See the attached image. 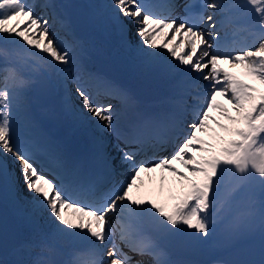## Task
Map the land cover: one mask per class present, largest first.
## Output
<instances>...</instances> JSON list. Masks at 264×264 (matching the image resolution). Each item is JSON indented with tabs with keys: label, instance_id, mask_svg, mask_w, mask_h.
Returning a JSON list of instances; mask_svg holds the SVG:
<instances>
[{
	"label": "snow or ice",
	"instance_id": "1",
	"mask_svg": "<svg viewBox=\"0 0 264 264\" xmlns=\"http://www.w3.org/2000/svg\"><path fill=\"white\" fill-rule=\"evenodd\" d=\"M179 7L175 0H110L105 6L124 46L174 79L163 109L122 124L120 107L103 101L128 107L135 98L79 69L81 46L68 38L70 22L56 0H0V186L18 190L22 180L34 212L47 211L55 225L19 246L30 259L0 256V264H178L167 241H207L221 225L233 243L258 235L260 258L215 264H264V0H189L183 16L176 14ZM126 21L135 25L138 45ZM57 23L65 35L54 30ZM51 75L78 121L115 136L111 148L129 167L127 180L116 179V157L103 135L84 172L55 152L31 120L20 119L27 94ZM169 147V155H159ZM45 166L54 175L45 174ZM157 170L161 186L165 172L180 186L171 204L134 194L142 174ZM69 230L80 234L84 247L60 260V237Z\"/></svg>",
	"mask_w": 264,
	"mask_h": 264
},
{
	"label": "rangeland",
	"instance_id": "2",
	"mask_svg": "<svg viewBox=\"0 0 264 264\" xmlns=\"http://www.w3.org/2000/svg\"><path fill=\"white\" fill-rule=\"evenodd\" d=\"M38 2L43 4L44 0H38ZM68 2L69 0H56V3L58 5V12L64 14L66 18L68 17ZM87 2L90 5L88 16L89 31L81 38L76 37L75 35H73L72 32H70L68 38H75L79 41V44L81 46L85 45V47H82L80 50L85 51V56L89 57L91 51L94 50L95 55L93 57L99 58V61L97 60L96 64L98 62L105 63L104 78L107 79L106 81L112 83L118 88L126 90L131 96L135 98L134 105L129 108H121V118L122 116H124L122 118V124H125L126 121L134 120L141 113L150 114L152 112H156V108L153 111H149L148 109H145L143 105H141V103L143 102L136 94V90L139 91V88H141V86L157 87L158 89H160L161 92V99L159 100L160 106L168 88L167 80H165L160 74H157L154 69L151 70L138 52H134V54H131L129 52L131 49H133L131 46L125 47L122 41L119 42L111 38L109 30V21H107L104 17L106 16V13L100 10V6L97 0H87ZM40 12L43 11H39V9H37V13ZM49 12L50 11L46 9V13L48 15ZM54 30L60 36L65 35L64 30H58L56 28H54ZM15 40L20 45L24 44L22 39L19 37H16ZM157 42L159 43V40ZM2 43L3 40H0V44ZM138 43L139 41H136L132 45H138ZM9 47L15 48L16 45L9 44ZM25 47L27 46L25 45ZM173 63L178 62L173 60ZM111 68L117 70V73L115 75L116 77L110 74ZM96 69L97 66L94 67L95 71ZM83 72L88 73L89 71L85 69L83 70ZM110 76L116 79V81H113V79L111 80ZM47 77L51 78V76ZM108 77H110V80ZM144 82L145 84H143ZM32 90L33 88L27 94L28 110L26 113H21L20 119L31 120L35 131L40 136H42L51 146V148L57 153V147L59 144L56 138L59 134H64L66 136V140H64L63 142L65 153L62 156L69 164H72L71 161L73 160L72 158L75 155L76 145L85 146L88 150L90 149V151L88 152L89 158L93 160L94 142L96 138L100 137L101 135L109 137L111 136V134L101 132V130L98 129L94 123H84V125L83 122L78 121L73 116L71 111V119L68 120L66 109L63 105L65 101V94L58 102L53 103L50 106H43L39 101L35 100L32 97ZM41 123H46L48 125L49 128L46 132H42L40 130ZM59 142L61 143L62 139L59 140ZM108 150L112 152L114 156L117 155V153H115L112 148ZM13 175L18 176V170ZM155 182L156 185H158L157 175ZM21 184L22 186H20L18 190L15 187H10L7 184L0 186V198L7 201L8 203H14L15 207L22 211L24 218H31L32 214H35L31 204L29 203L31 194L28 193L27 189L24 187V184ZM172 185L173 184H168V186L166 187H171ZM40 223L41 222L38 220L34 221V225L37 227V229L40 230L41 233H44L43 226H41ZM226 234L227 233L225 231L224 226L221 225L217 228L216 234L214 236L209 237L207 241H200L193 244L185 243L184 247L177 249V251L181 254H185L188 257L194 258L200 263L204 264V262H208L210 260H213L215 262L220 261V258L223 254H225L228 250L239 245L244 241H252L260 245L259 236L257 235L254 240L245 239L235 243L231 242L223 251L219 250L217 246L218 242H220L218 237ZM18 249L19 247L14 249L8 256L2 258L8 261L31 258L27 253L23 251H18Z\"/></svg>",
	"mask_w": 264,
	"mask_h": 264
},
{
	"label": "bare ground",
	"instance_id": "3",
	"mask_svg": "<svg viewBox=\"0 0 264 264\" xmlns=\"http://www.w3.org/2000/svg\"><path fill=\"white\" fill-rule=\"evenodd\" d=\"M84 1L87 3V0H84ZM92 1H95V0H92ZM97 1L99 3L100 10L102 12L106 13L105 6L108 3H110V0H97ZM155 1L156 0H151V2H155ZM43 10H45V9H39V11H43ZM60 14L64 17V15L62 13H60ZM177 14L180 15V16L184 15V13L182 11L178 12ZM45 16H47V15H45ZM104 17H105V19L107 21H109V30H110L111 38H113V39H115V40L120 42L121 41V37H120L119 32L116 30V28L113 26L111 21L108 19L107 14ZM77 18H79L78 13H77ZM49 22L52 23L51 19H50ZM126 22H127L128 29L130 30L129 34H128V37H129V39L131 40V42L133 44L136 41H139V37H137L135 35V25L132 24L131 21H126ZM54 28H56L58 30H63V28L61 27V25L59 23L55 24ZM202 28L207 30L208 29V24L205 23ZM165 31H167V30H165ZM160 39H163V36H161ZM82 47H85V45H82L81 48ZM81 48H80V50H81ZM155 51L164 52L163 49H157ZM84 52L85 51H80L79 52V55H80V60L78 62L79 69L82 72H83V70L86 69V70H88L91 73H95L94 72V67L97 65L96 61L99 58H94L93 57L95 55L94 50L91 51L89 57L85 56ZM129 52L131 54H134V52H137V51H135V50L133 51V49H131ZM224 67H229V66L228 65H224ZM149 68L151 70L154 69L157 74H160L165 80H167L168 88H167V91L165 93V97H164V100H165L166 97H168L169 95L172 94V84L174 83V79H169L168 77L162 75L155 67H150L149 66ZM230 70L237 71V72L239 71L238 69H230ZM94 76L101 78L100 74H98V75L95 74ZM48 79H49L48 81H50L51 86L54 88L55 93L58 96H60V98H62L63 95H64V89H63V86H62L59 78L57 76H55V75H51V78H48ZM202 83L206 84L207 82L206 81H202ZM110 103H112V102H110ZM113 104L118 105L120 107V111H121V108L124 107L123 105H121V103H119L118 99H116V101L113 102ZM63 105L65 107V103H63ZM129 107H131V106H128L126 108H129ZM164 107H165V104L163 103V106H162L161 109H163ZM65 109H66L67 117H68V120H69V119H71V112H70V110L68 108L65 107ZM123 117L124 116H122V118ZM84 123L85 122H83V124ZM126 123H128V122H126ZM113 136L114 135L109 136V137L108 136H104L106 138V141L108 142L109 146H111L113 144L112 141H113V139H115V138H113ZM56 139H57L58 144H59V145L57 144L58 145V147H57L58 153L60 155H63L65 153L64 152L65 149H64V146H63V142H64V140H66V136L64 134L63 135L59 134ZM61 139H62V142L60 143L59 140H61ZM74 163L75 164H79L81 166V169L84 172H87L93 166V162L84 163V162H80V161L75 160ZM177 167H179V165H177ZM115 168H116V170L120 171L122 175L124 174L126 176V178L123 179L122 181L127 180L128 176L130 175V169H129V167L127 165H121L120 164L119 156L117 157V160L115 162ZM157 172L159 173L158 185H156V182H155L156 181ZM161 174L162 173L160 172V170H157L156 172L151 173V174H149V173L142 174L143 183L140 184L138 182L139 187L134 190V194H136L138 196H142L145 199H154V200H157L158 202L171 204L173 201H171L169 199V197L171 195L178 194L179 191H180V186L178 184H175V185L173 184L171 187H166V186H168V184H172V180H173V178L170 176V174H168L166 172L163 173V175L165 177H167V179L165 180L163 186H161V182H160ZM21 183H23L22 180H20V182H19V188H20V186H22ZM12 211H13V213H15L16 215H18L21 218L19 220V225L25 227V231H23V239H22L21 244H23L25 241L30 239L35 232H37V231L41 232L34 225V221L38 220V221L41 222L40 225L43 226L44 234L50 233V232H52L54 230V227H55L54 222H53L52 218L49 216V214L47 213V211H42L39 214H35L33 220L24 218L22 211L20 209H16V207H14V206H13V210ZM68 211H69V213L71 212V210H68ZM69 233L70 234L67 235V236L61 235L60 243H59L58 247L60 249H62V250L67 251L68 254H71L74 250L84 247V244H83V241L79 238L80 237L79 233H72L71 230H69ZM218 239H219L220 242H218L217 246H218V249L222 250V251L227 247L228 244L231 243L229 241V239H228L227 234L218 237ZM167 243H168V246H169V249H170V252H171V258L173 260H175V258L180 256V253L177 251V249L183 248L185 243L183 241L179 240V239H173V240L167 241ZM136 259H138V258H136ZM204 264H215V261L210 260L208 262H204Z\"/></svg>",
	"mask_w": 264,
	"mask_h": 264
},
{
	"label": "water",
	"instance_id": "4",
	"mask_svg": "<svg viewBox=\"0 0 264 264\" xmlns=\"http://www.w3.org/2000/svg\"><path fill=\"white\" fill-rule=\"evenodd\" d=\"M85 16L82 17L84 22ZM44 91V92H43ZM33 96L41 100L44 105H49L51 102L58 100L53 89L48 84L46 77H42L40 82L34 86ZM0 240H2V248L0 255H6L10 250L18 245L21 240L20 230L17 226L15 218L12 216L6 203L0 200ZM255 251L259 249L253 244L247 245Z\"/></svg>",
	"mask_w": 264,
	"mask_h": 264
}]
</instances>
